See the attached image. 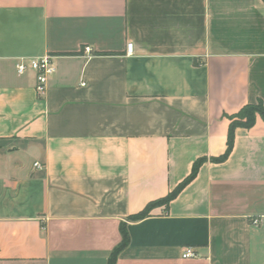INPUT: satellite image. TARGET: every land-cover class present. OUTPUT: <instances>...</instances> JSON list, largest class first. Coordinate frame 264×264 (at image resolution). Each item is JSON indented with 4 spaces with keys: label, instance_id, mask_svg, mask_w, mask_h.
I'll list each match as a JSON object with an SVG mask.
<instances>
[{
    "label": "crops",
    "instance_id": "crops-1",
    "mask_svg": "<svg viewBox=\"0 0 264 264\" xmlns=\"http://www.w3.org/2000/svg\"><path fill=\"white\" fill-rule=\"evenodd\" d=\"M259 101L263 0H0V264H264L262 117L212 161Z\"/></svg>",
    "mask_w": 264,
    "mask_h": 264
},
{
    "label": "trees",
    "instance_id": "trees-1",
    "mask_svg": "<svg viewBox=\"0 0 264 264\" xmlns=\"http://www.w3.org/2000/svg\"><path fill=\"white\" fill-rule=\"evenodd\" d=\"M264 1V0H263ZM260 115L264 120V108L261 101L257 102L256 104H249L243 106L238 113L231 117V124L230 130L227 139V147L224 154L218 158L212 159L214 162H221L224 161L233 147V129L235 127H242V128H249L253 125L255 121L256 115ZM205 161V159L197 160L192 167L191 173L188 177H186L173 191L168 193L165 197L154 200L149 202L141 211L136 214L130 215L127 218V221L136 222L143 220L150 216L151 211L157 207H164L165 209L168 208L169 203L183 190V188L191 182L197 172L201 164ZM119 233L121 236L120 242L114 249L111 251L108 259L107 264H115L118 254L127 247L129 244V235L127 231V227L125 223H120L119 225Z\"/></svg>",
    "mask_w": 264,
    "mask_h": 264
},
{
    "label": "built area",
    "instance_id": "built-area-1",
    "mask_svg": "<svg viewBox=\"0 0 264 264\" xmlns=\"http://www.w3.org/2000/svg\"><path fill=\"white\" fill-rule=\"evenodd\" d=\"M128 52L131 50V44L127 45ZM86 53H89L88 48L85 49ZM55 56L46 55L36 59H19L15 64V71L17 75H24L29 71L35 73V90L38 94H42L46 90L47 82L49 78L55 73L56 68L54 64ZM35 167H40L38 163H34ZM252 224L254 226L259 225V219H253ZM182 257L185 259L195 258L196 254L190 248L186 249Z\"/></svg>",
    "mask_w": 264,
    "mask_h": 264
}]
</instances>
